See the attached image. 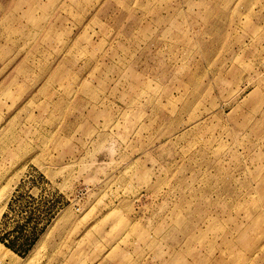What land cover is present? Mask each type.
<instances>
[{
  "label": "rangeland",
  "instance_id": "obj_1",
  "mask_svg": "<svg viewBox=\"0 0 264 264\" xmlns=\"http://www.w3.org/2000/svg\"><path fill=\"white\" fill-rule=\"evenodd\" d=\"M0 245L264 264V0H0Z\"/></svg>",
  "mask_w": 264,
  "mask_h": 264
},
{
  "label": "bare ground",
  "instance_id": "obj_2",
  "mask_svg": "<svg viewBox=\"0 0 264 264\" xmlns=\"http://www.w3.org/2000/svg\"><path fill=\"white\" fill-rule=\"evenodd\" d=\"M3 245H0V250H4V249H2L3 247H2ZM4 255H5V253H4Z\"/></svg>",
  "mask_w": 264,
  "mask_h": 264
}]
</instances>
